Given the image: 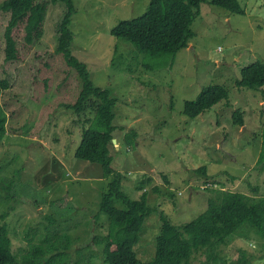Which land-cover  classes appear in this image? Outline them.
Returning <instances> with one entry per match:
<instances>
[{"label": "rangeland", "instance_id": "rangeland-1", "mask_svg": "<svg viewBox=\"0 0 264 264\" xmlns=\"http://www.w3.org/2000/svg\"><path fill=\"white\" fill-rule=\"evenodd\" d=\"M38 1L48 7L43 35L28 45L20 27L13 62L5 59L3 40L9 16L0 10V82L9 81L0 96L8 119L0 185H10L0 187V195L13 199L0 201V215L8 213L16 252H27L58 229L73 240L69 264H109L111 223L99 209L112 176L75 158L94 115L79 117L66 108L78 100L81 81L56 52L67 7ZM237 1L243 15L201 0L189 46L175 56L146 58L111 31L141 17L151 0H73L71 52L94 85L117 100L112 167L121 175L122 191L132 200L147 192L153 209L135 248L143 263L155 256L162 214L181 227L207 210L215 191L264 197V86H237L245 67L264 62V0ZM210 86L228 90V100L196 118L186 116L185 103ZM237 110L244 126L234 125ZM207 182L214 183L211 190L202 189ZM191 264H264V239L245 227L213 256L196 252Z\"/></svg>", "mask_w": 264, "mask_h": 264}, {"label": "trees", "instance_id": "trees-1", "mask_svg": "<svg viewBox=\"0 0 264 264\" xmlns=\"http://www.w3.org/2000/svg\"><path fill=\"white\" fill-rule=\"evenodd\" d=\"M51 3H64L67 11L59 25L57 54L66 65L74 70L80 81L81 90L78 100L66 108L77 116L94 115L90 126L83 130L82 140L75 152V158L101 165L103 176L111 177L107 192L101 197L99 212L110 220V232L107 239L109 264H191L196 252L207 250L210 256L229 237L239 234L248 227L264 239V197L255 199L230 190L215 191L208 202L207 210L191 222L181 227L174 225L162 214L161 234L157 238L155 256L147 263L141 262L136 254L145 221L152 215L148 204V193L143 192L140 199L132 200L122 191V178L113 167L110 145L113 144L117 130L114 107L116 99L109 90L96 87L90 80L84 63L71 52L74 33L70 29L76 13L73 0H50ZM213 5L236 14H244L237 0H211ZM201 0H151L147 11L139 18L121 21L111 31L112 36L132 44L145 57L173 55L189 46L195 37L192 29L199 15ZM47 4L38 0H6L0 10L9 16V23L3 33L5 41V59L13 62L17 59L18 42L16 32L22 27L26 44L31 45L41 39L47 14ZM240 88L260 89L264 86V62H255L241 71L237 81ZM9 88L6 79L0 82V96ZM229 91L222 86H210L203 90L194 101H187L184 113L196 118L203 112L228 100ZM243 113L237 110L233 114L234 125L244 126ZM7 116L0 104V144L7 136ZM129 135V134H128ZM127 135V136H128ZM259 162H264V150ZM205 173V168L197 170ZM235 180V179H234ZM208 184H214L207 182ZM206 184V185H208ZM6 190L10 185H0ZM211 190L207 187L205 190ZM10 202V197L0 201ZM120 204L121 207H117ZM8 213L0 215V264H69L73 240L68 233L60 230L49 232L41 243L30 246L29 250L16 252L12 246L6 219Z\"/></svg>", "mask_w": 264, "mask_h": 264}, {"label": "built area", "instance_id": "built-area-1", "mask_svg": "<svg viewBox=\"0 0 264 264\" xmlns=\"http://www.w3.org/2000/svg\"><path fill=\"white\" fill-rule=\"evenodd\" d=\"M207 186L212 188V186L210 184H208ZM207 186H204L202 189L205 190L207 188Z\"/></svg>", "mask_w": 264, "mask_h": 264}, {"label": "clouds", "instance_id": "clouds-1", "mask_svg": "<svg viewBox=\"0 0 264 264\" xmlns=\"http://www.w3.org/2000/svg\"><path fill=\"white\" fill-rule=\"evenodd\" d=\"M114 141V140H113Z\"/></svg>", "mask_w": 264, "mask_h": 264}]
</instances>
